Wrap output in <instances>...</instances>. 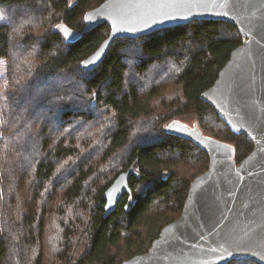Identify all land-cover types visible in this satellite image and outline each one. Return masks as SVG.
Instances as JSON below:
<instances>
[{"label": "trees", "instance_id": "1", "mask_svg": "<svg viewBox=\"0 0 264 264\" xmlns=\"http://www.w3.org/2000/svg\"><path fill=\"white\" fill-rule=\"evenodd\" d=\"M104 1L0 0V264H121L146 253L208 168L204 151L167 133L180 117L232 145L237 164L253 150L201 99L242 44L238 30L192 21L116 39L86 72L109 26L75 42L62 28L82 32ZM130 167L131 194L105 216L104 192Z\"/></svg>", "mask_w": 264, "mask_h": 264}, {"label": "water", "instance_id": "2", "mask_svg": "<svg viewBox=\"0 0 264 264\" xmlns=\"http://www.w3.org/2000/svg\"><path fill=\"white\" fill-rule=\"evenodd\" d=\"M192 21L230 23L242 38L201 99L232 132L246 135L253 150L237 164L232 145L204 135L195 124L170 123L167 133L204 151L208 168L191 182L178 219L161 230L146 253L121 264H264V0H105L84 15L82 32L62 30L75 42L74 36L109 26V36L82 63L92 72L114 40H135ZM90 60L95 63L84 67ZM132 176L138 172L130 167L106 189L105 216L131 194Z\"/></svg>", "mask_w": 264, "mask_h": 264}, {"label": "rangeland", "instance_id": "3", "mask_svg": "<svg viewBox=\"0 0 264 264\" xmlns=\"http://www.w3.org/2000/svg\"><path fill=\"white\" fill-rule=\"evenodd\" d=\"M126 55H129L128 54V51H126ZM131 55V57H133L134 55H132V54H130ZM75 83V82H74ZM73 84V83H72ZM56 102H59L60 103V100L58 99ZM64 103V102H63ZM194 117H192V116H186V117H180V118H178V119H176V120H174V121H180L181 123H183V124H185L186 126H188V127H192V126H194V124H195V121H194V119H193ZM170 123H172V122H170ZM170 123H168V125L170 124ZM138 125H137V127L138 128H142L143 126L142 125H144V123H137ZM168 125H167V127H168ZM196 125V124H195ZM54 141L56 140V139H53ZM11 155V154H10ZM21 157H18V160L20 159ZM24 161L25 162H28L29 160H28V158H26V159H24ZM179 167V169H180V171H185V169H187L185 166H182L181 164L178 166ZM198 167H199V164H198ZM18 171H15L14 172V176H16L18 173H17ZM191 173V172H190ZM5 177V176H4ZM19 193V192H18Z\"/></svg>", "mask_w": 264, "mask_h": 264}, {"label": "snow or ice", "instance_id": "4", "mask_svg": "<svg viewBox=\"0 0 264 264\" xmlns=\"http://www.w3.org/2000/svg\"><path fill=\"white\" fill-rule=\"evenodd\" d=\"M177 6H182V5H177ZM0 19H3V17L0 16ZM72 39L73 40H77V39H80V37L79 36H74V37H72ZM92 63H95V60H90V61L86 62V64L84 65V67H87V64H92Z\"/></svg>", "mask_w": 264, "mask_h": 264}]
</instances>
